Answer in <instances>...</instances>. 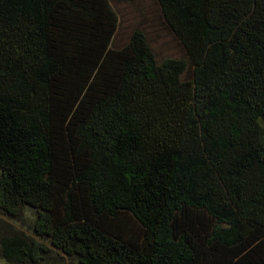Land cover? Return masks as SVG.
Here are the masks:
<instances>
[{
	"label": "trees",
	"instance_id": "trees-1",
	"mask_svg": "<svg viewBox=\"0 0 264 264\" xmlns=\"http://www.w3.org/2000/svg\"><path fill=\"white\" fill-rule=\"evenodd\" d=\"M157 1L188 61L111 0H0L6 264H264V0Z\"/></svg>",
	"mask_w": 264,
	"mask_h": 264
},
{
	"label": "rangeland",
	"instance_id": "rangeland-1",
	"mask_svg": "<svg viewBox=\"0 0 264 264\" xmlns=\"http://www.w3.org/2000/svg\"><path fill=\"white\" fill-rule=\"evenodd\" d=\"M120 13L121 23L114 44L116 47L125 45L130 35L136 29L147 33L152 48L160 59L175 57L188 61L184 55L183 47L177 42L175 36L167 29L164 18L157 0H111ZM187 75L185 77H189ZM26 216L19 222V228H23L29 236H33L34 214L26 211ZM2 218V216H0ZM35 237V236H34ZM49 248L54 252L53 258L60 264H78L75 260L60 253L58 250ZM0 264H6L0 259Z\"/></svg>",
	"mask_w": 264,
	"mask_h": 264
}]
</instances>
